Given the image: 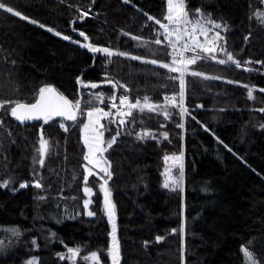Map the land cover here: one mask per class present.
Segmentation results:
<instances>
[{"label": "trees", "instance_id": "1", "mask_svg": "<svg viewBox=\"0 0 264 264\" xmlns=\"http://www.w3.org/2000/svg\"><path fill=\"white\" fill-rule=\"evenodd\" d=\"M184 2L191 20L228 26L223 46L240 66L200 52L181 97V74L161 67L176 60L156 23H169L168 0H0L26 17L0 9V102L34 103L44 87L81 108L88 89L114 96L105 105L114 109L104 118L105 180L87 178L81 109L74 121L22 125L12 103L0 107V181L9 183L0 187V228L22 232L0 264H73L60 254L75 247L77 264H94L83 259L94 252L112 264L107 180L119 264H247L244 249L264 264V23L256 15L264 0ZM125 95L139 105L147 98L153 110L121 114L113 103ZM169 156L184 158L176 188L165 187ZM64 207L72 220L56 225L49 211Z\"/></svg>", "mask_w": 264, "mask_h": 264}, {"label": "snow or ice", "instance_id": "2", "mask_svg": "<svg viewBox=\"0 0 264 264\" xmlns=\"http://www.w3.org/2000/svg\"><path fill=\"white\" fill-rule=\"evenodd\" d=\"M185 6H184V0H168V14L166 15L165 19L168 20L172 25L175 26L174 31L170 30L167 24H163L161 23L159 20L156 21L157 24L160 25L161 28H164L165 30V34L170 38L169 39V43L171 44V37L173 36V34L175 33L176 39L179 40H184V44H183V50L184 51H188L191 50L192 52L196 53L197 49H199L201 52H207V53H212L215 49L214 47L208 46L207 43H201L199 41V37L197 36V31H199L200 35H204L205 36V41H207V30L205 28H203L202 26H199V21L196 22V26L187 29L186 31L182 32L181 31V26L182 25H188V24H192L193 22L189 19L188 17V13L184 10ZM0 9H3L9 13H12L16 16H21V14L19 12H15L13 10V8L6 6L4 3H0ZM258 18H261V22L264 23V13H257L256 14ZM22 19H26V17L21 16ZM209 23H212L211 21H209ZM216 28H220L221 25L219 24H215ZM49 31H51V29H49ZM81 36H83V33H80ZM65 39H68V37H65ZM223 38L220 37L219 33H216L215 38L213 39V43H215V41L217 40H222ZM157 44L161 43L160 40L156 41ZM85 47H88V45H84ZM220 46L222 48V45H217ZM93 51H107L106 49H98V48H94L92 49ZM111 54V53H109ZM202 57H200L198 54L197 55H193L190 58H188L187 63L188 64H192L195 63V61L197 59H200ZM228 60L232 61L233 63H237L236 61H234L233 57L231 55H228ZM219 63H225L224 60H220L218 61ZM152 63H156V61H152ZM176 63V60L173 59V64ZM237 66H240L237 63ZM161 67L164 68H168L169 71H179V69L175 68V67H170L168 64H162ZM192 75H200L197 72H192ZM97 85L93 84L91 85V87H96ZM183 88H184V80L183 77L181 75L180 77V96L183 97ZM55 90L52 87H44L41 88L39 90V99L35 102V103H31V104H25L23 102H0V107H3L5 104L7 103H12L13 106L11 108V114L13 116L16 117V119L20 120L21 122H23L24 120H31V119H40L43 117L45 123L48 121V119L54 115L57 116H64L69 120H74L75 119V114L73 109H79V103H76L75 105L72 104L71 101L67 100L65 97L63 96H46V93H54ZM252 92L253 89H249V97H252ZM126 99V98H125ZM171 99L175 100V97H172ZM124 103V100H121V104ZM139 101H137L135 104H132L130 107L132 108H136L139 105ZM145 104H147V98H145ZM141 111L143 110V108L140 109ZM149 110H153L151 107H149ZM96 111H100L99 109H97ZM129 115H131V113H128ZM93 115V112H89L88 116L91 117ZM105 115H107L105 113ZM63 127V125H61ZM87 125L85 126V130L87 131ZM85 143L87 144L88 141L87 139L85 140ZM46 145L47 142L46 141H41V150H46ZM111 146V142H109L108 147ZM89 151L91 153V146L89 145ZM168 159V158H166ZM174 159L176 160H180V157H175ZM85 160H89V156H85ZM91 162V161H90ZM39 163L41 165H43V159H41L39 161ZM103 171H105V174L107 175V171L106 169H102ZM89 174L91 175L92 173L89 172ZM181 178L183 175L182 172V165H181ZM86 182V180H85ZM178 183V181H177ZM6 186V185H4ZM167 183L165 184V187H167ZM20 187H26L25 184H21ZM36 187H40V184L37 183ZM103 187V186H102ZM86 192H90V189H85ZM107 193L105 196V208L108 211V215L110 217V219L113 217L114 215V205L110 204V201H108L107 199ZM87 201L85 202V206H87ZM89 215H93V213L89 212ZM9 231H11L14 235H18V231L16 229H10ZM115 224H113V241H112V245L109 248V255L112 259V264H119V244L118 241L116 240L115 237ZM159 239V238H158ZM244 255L246 257L247 260V264H256V261L253 257V254L251 252H249L247 249H244ZM68 252L70 254V258H72L73 260L75 259V257H77L79 255L80 249L79 248H69ZM62 259L64 258L63 256L61 257ZM86 260L89 261H93L94 264H99V256L97 253H91L90 256H86L85 257ZM30 264H36L35 261L30 262Z\"/></svg>", "mask_w": 264, "mask_h": 264}, {"label": "rangeland", "instance_id": "3", "mask_svg": "<svg viewBox=\"0 0 264 264\" xmlns=\"http://www.w3.org/2000/svg\"><path fill=\"white\" fill-rule=\"evenodd\" d=\"M187 12V11H186ZM188 13V12H187ZM189 19L191 20L190 16L188 15ZM199 21V26H202L207 30V41H205V36L200 35L198 32V37L199 41L201 43H207L208 46L214 47V51L212 53H207L209 55H212L216 59H226L228 60L227 52L224 49L223 46V40H217L215 43H213V39L216 36V33L220 34V37H224V33L228 31V26L223 23H218V22H213L206 16H200V18L196 19V22ZM211 21L212 23H209ZM215 24L221 25L220 28H216ZM217 45H222V48ZM232 62V61H230ZM190 65V64H189ZM85 95H88V101L89 105H85L82 108L80 107L81 103H79V109L80 112L84 113V116H82V119H85V126L87 125V131L85 130V126L83 128V141L86 147V156H89V160H86V173H87V178L89 179L92 176H99L103 180L106 179V174L105 171L102 169H106L108 173V163L103 155L106 149V138L104 134V118L107 116H110L114 114V109L113 108H107L105 105L108 102H111L114 100V96L110 93H107L103 91L101 88L100 89H88L85 91ZM137 107L139 108H149L152 107L151 105L148 104H143V105H138ZM99 109L100 111H96ZM132 109H137V108H129V112ZM93 112V115L91 117L88 116L89 112ZM105 113L107 115H105ZM127 116V114H126ZM126 116L124 115L122 120L126 119ZM87 139L88 143H85V140ZM89 145L91 146V153L89 151ZM175 157H180V160L174 159ZM167 166L165 169V184L167 183V187L170 188H176L180 184V179L176 174V170L178 167L181 165L183 166L184 164V158L183 156H169L167 157ZM91 161V162H90ZM89 172L92 174L90 175ZM178 181V183H177ZM87 189H90V192H86V200L87 201V210H89V207L92 205V199L95 195V191L87 186ZM85 188V189H86ZM66 207H64L62 210L57 211H49V216L53 219L54 223L56 225H60L61 223L72 220L71 217H68L66 212L64 211ZM63 212V213H62ZM10 229H16L18 231V235H14ZM0 230H4V233L0 236V259L5 258L9 254L13 253L16 251V249L20 246L21 243V236L22 232L21 229L17 226H8V227H3L0 228ZM78 248V247H75ZM80 249V248H79ZM64 257L63 259L61 257ZM86 257V256H85ZM85 257L83 259L87 262H92L86 260ZM60 258L62 260H68L69 263H72L73 260L70 258L69 252H63L60 254ZM255 259V258H254ZM256 264H259L258 261L255 259Z\"/></svg>", "mask_w": 264, "mask_h": 264}, {"label": "built area", "instance_id": "4", "mask_svg": "<svg viewBox=\"0 0 264 264\" xmlns=\"http://www.w3.org/2000/svg\"><path fill=\"white\" fill-rule=\"evenodd\" d=\"M192 22H193L192 24L182 25L181 26V31L184 32L187 29H190V28L196 26V23L194 21H192ZM167 25H168V27H169L170 30H173L174 31V28H175L174 25H172L171 23H168ZM163 37H164L166 43L172 49H174V51L176 52V63L175 64H172L171 67H175V68L179 69V71H177V72H179L182 75L183 80H184V86H185V79H186V72H187V65H188L187 60L192 55L199 54L200 53V50L197 49V52L196 53L192 52L191 50L184 51L183 50L184 40H179L178 41L176 39L175 33L171 37L172 43L170 44L169 43V39L170 38L165 34L164 28H163ZM172 97H174V96H167V97H165L166 98V102L169 105H172V104L175 103V100L171 99ZM183 97H184V92H183ZM122 99L124 100V103L123 104H121V101H120V102L115 103V105L118 108V110H119L120 113H125V111L127 110V107L131 104V98H130L129 95H125Z\"/></svg>", "mask_w": 264, "mask_h": 264}, {"label": "water", "instance_id": "5", "mask_svg": "<svg viewBox=\"0 0 264 264\" xmlns=\"http://www.w3.org/2000/svg\"><path fill=\"white\" fill-rule=\"evenodd\" d=\"M54 90H55V92L54 93H46L45 95L46 96H63V97H65L67 100H69L65 95H63L58 89H56V88H54V87H52ZM38 99H39V96H38ZM37 99V100H38ZM70 101V100H69ZM25 103V102H24ZM35 103V102H34ZM25 104H31V103H25ZM73 104V103H72ZM73 111H74V114H75V119L74 120H76L77 119V116H78V109H73ZM12 117H13V119L14 120H16V121H19L22 125H28V124H31V123H37V122H41V121H44V119H43V117L42 118H40V119H31V120H24L23 122H21L20 120H18V119H16V117L15 116H13L12 115ZM52 118H55V119H61V118H65V119H67L66 117H64V116H57V115H54V116H52ZM67 120H69V119H67ZM74 120H70V121H74ZM43 141H45V140H43ZM47 148H48V146L46 145V150H47ZM46 150H42V151H46ZM109 149H108V147H106V149H105V152L103 153V155L108 151ZM108 180L104 183V185H103V203H104V206H105V196H106V193L108 194L107 195V199H108V201H110V204L111 205H114V215H113V217L110 219V217H109V215H108V211H107V209L105 208V211H106V215H107V217L110 219V221H111V225H112V227H113V224H115V229H116V231L118 230V224H117V214H116V208H115V203H114V201H113V199H112V196H111V193H110V191H109V184H108ZM8 181H5V182H2V181H0V187L1 188H3L4 190H6L7 188H8ZM4 185H6V186H4ZM16 192H18V190L17 191H15V193ZM115 231V232H116ZM73 249H75V248H73ZM68 251V250H67ZM80 253H81V251L79 252V255L77 256V257H75V259L73 260V264H77V261H78V258H79V256H80Z\"/></svg>", "mask_w": 264, "mask_h": 264}]
</instances>
